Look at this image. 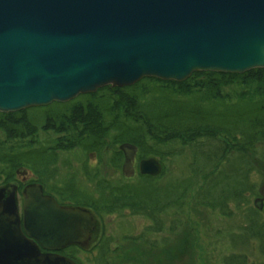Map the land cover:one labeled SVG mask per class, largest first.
Instances as JSON below:
<instances>
[{
    "label": "water",
    "instance_id": "1",
    "mask_svg": "<svg viewBox=\"0 0 264 264\" xmlns=\"http://www.w3.org/2000/svg\"><path fill=\"white\" fill-rule=\"evenodd\" d=\"M255 68H264V0H0L3 113L143 77ZM118 149L124 178L163 170L157 158L137 161L132 144ZM17 193L14 183L0 186V264H78L59 251L90 241L93 213L58 204L38 182L25 184L21 206Z\"/></svg>",
    "mask_w": 264,
    "mask_h": 264
},
{
    "label": "trees",
    "instance_id": "2",
    "mask_svg": "<svg viewBox=\"0 0 264 264\" xmlns=\"http://www.w3.org/2000/svg\"><path fill=\"white\" fill-rule=\"evenodd\" d=\"M237 78L240 87L246 89L238 99L247 102L250 108L256 109V112L246 121H232L226 116L217 118L212 111L215 108V103L226 101L228 97L223 93V84L226 85ZM143 81H159L162 85L161 89L170 87L172 93L176 95L192 96L194 99L208 101L213 105L210 104L211 107L205 110L196 108L189 101L183 100L174 107L172 112L169 110L155 112L147 106L148 101L142 99L150 90L146 86H142ZM98 91L105 93L99 96L92 93L82 95L80 97L88 99L84 102L71 101L65 108L58 110H53L52 105L65 103L55 101L44 107L32 106L19 112H0V132L5 137V144L0 143V186L14 183L17 184L20 192L23 190L25 184L17 181L16 170L19 168L29 170L30 166L13 152L17 149L34 147L37 143L35 134L38 129L52 130L59 136L56 138V142L45 148L46 156L40 160L38 165L30 167L33 171L31 173L36 176L35 179H31L27 183L38 182L43 186L46 195L52 196L53 193V197L60 203L87 207L96 216L124 211H128L131 215H142L152 222L146 231L161 232L163 225H161L160 214L168 210L171 211V209L181 210L186 197L197 184L198 178L202 179L204 174H209L211 179H209L208 186L209 183L215 181V178L220 179L215 177L214 171L219 169L218 165L225 160L228 154L233 151L244 153L253 150L258 144L264 145V69L255 68L243 74L199 71L193 72L187 80L177 83L143 77L132 86L121 88L108 86ZM106 115L110 117L109 120L106 119ZM202 139L215 140L218 145L213 150L218 151H202L203 161L201 163L193 161L189 167L191 168L189 177L175 187H171L170 190L158 191L153 183L154 179L164 173L163 165V170L157 177L143 176L137 173L140 180L137 184L127 182L112 184L104 180H95L97 196L80 191L71 178L61 183V186L48 187L50 182H55L58 175V151L60 150L66 151L80 147L87 153L93 152L100 158L107 150L108 144H113L116 147L129 143L138 148L137 160L157 155L159 156L157 159L162 163V155H180L182 150L170 149L169 152L162 153L156 149L155 145L179 142L191 146L196 145ZM11 141L17 143L25 141L26 144L23 146L20 143L16 146L12 144L7 147L6 143H11ZM109 159L118 167H122L124 162L123 153L118 148L113 149ZM207 164L212 165L210 166L211 170L206 167ZM251 169V166H246L243 171L238 173L241 184L237 189H223L218 197H215L210 191L206 193L204 190H200L195 197L196 203L228 216L231 214L228 209L229 201L236 202L239 207L240 203L245 201V195L254 191L253 184L243 182L247 181ZM96 175V173L91 175V179L94 180ZM45 187L50 188L51 193L46 192ZM258 214L259 211L255 209L246 215L248 224L236 241L244 244L254 239L258 243V250L263 254L264 218L260 221ZM173 228L175 229V226L172 223L170 229ZM94 234L95 232L93 236ZM137 239L144 245L154 246V242L148 243L142 235H139ZM110 241L105 238V240L94 244L91 251L96 250L98 253L94 262L108 263L107 256L112 253ZM79 251L80 248L72 245L59 252L76 263L82 264L77 257ZM174 258L178 259L175 256ZM125 263L139 264L133 260H125ZM223 263L253 264L248 261V256L244 253H230L223 259ZM140 264H148V262L142 261Z\"/></svg>",
    "mask_w": 264,
    "mask_h": 264
},
{
    "label": "rangeland",
    "instance_id": "3",
    "mask_svg": "<svg viewBox=\"0 0 264 264\" xmlns=\"http://www.w3.org/2000/svg\"><path fill=\"white\" fill-rule=\"evenodd\" d=\"M233 80V82H228L226 85L223 84V93L228 97L226 101L216 102L212 111H214V115L217 118L226 116L232 121H246L247 118L254 116L256 109L250 108L247 102L238 99L245 93L246 89L240 87L238 78ZM141 84L150 89L142 99L147 100L149 103H147V106L155 112L164 110L172 112L174 107L178 106L183 100L189 101L196 108H204L205 110L213 105L208 101L194 99L192 96L176 95L172 93L170 87L161 89L162 85L159 81H143ZM98 90L92 94H98L99 96L105 93ZM82 95L86 94H79L76 98L66 101L63 105H52V109L65 108L71 101H86L88 98L80 97ZM106 119L109 120L110 117L106 115ZM58 136L52 130L38 129L35 134L37 143L34 147L31 149H28V147L17 149L13 153L17 154L30 167L38 165L40 160L46 156L45 148L56 142ZM4 141V134L0 132V143H4ZM19 143L21 146L26 144L25 141L18 143L11 141V143H6V146L10 147L12 144L16 146ZM217 145L218 143L215 140L208 141L203 139L196 145L191 146L179 142L155 145L156 149L162 153L169 152L170 149L182 150V152L180 155L174 156L171 154L162 155L161 161L165 171L159 178L153 180L154 186L158 191H166L180 184L191 174V168L189 167L193 161H198L199 163L203 161L202 151L217 152L218 150H213ZM118 146L115 147L113 144H108L107 150L103 152L100 158L93 152L87 153L80 147L58 151V175L55 182H50L48 187L61 186V183L71 178L80 191L82 190L91 196H97L95 180H104L112 184L139 183L137 171L135 175L127 179L123 177L121 167L110 162L109 158L113 153V149L118 148ZM194 151L196 152L195 154ZM243 155L245 156L243 157ZM152 156L159 157L157 155ZM207 163L211 164L210 162ZM208 164L206 167L211 170L212 167L210 166L212 165ZM218 166L219 169L214 172L216 174L215 177L220 179L215 178V181L207 186L211 178L209 174H204L205 176L202 179L198 178L197 184L186 197L185 204L181 210L175 211L171 209V211L168 210L160 214L161 225H163L161 232L146 231L152 225V222L139 214L131 215L128 211H124L122 213H108L96 216L93 213L96 220L95 234L94 236L92 234L90 241L83 246V250L80 249L78 252L79 261L82 264H100L99 261L94 262L98 253L96 250L91 251V248L98 241L108 238L111 240L110 250H112V253L107 256V264H124L125 260H133L139 264L142 261H147L148 264H224L223 259L230 253H244L248 256L250 263L263 264L264 253H260L258 243L254 239L244 244L238 243L236 240L243 234L242 231L248 224L246 215L250 211L256 209L259 211V220L261 221L264 218V145L258 144L253 150H248L244 153L233 151ZM246 166H251L252 169L248 174L247 181L243 182L253 184L254 191L245 195V201H242L239 207H237L236 202L229 201L228 209L231 214L224 216L217 210L213 211L207 206L204 207L196 203L195 197L200 190H204L206 193L210 191L215 197H218L223 189H237L241 184L238 173L243 171ZM30 167H28L30 171L24 168L27 172L26 181L35 179L36 176L31 173L33 171ZM94 173L97 175L93 180L91 175L93 176ZM17 177V181L21 182L20 173H17ZM48 187H45V190L51 193V189ZM52 196H54L53 193ZM17 198L18 205L21 206L22 193H17ZM256 198H263L261 208L255 206L254 200ZM172 223L175 229L171 230ZM139 235H142L148 243L154 242V246L147 244L152 247L149 248L147 245L140 243L137 239ZM174 256L178 259H175Z\"/></svg>",
    "mask_w": 264,
    "mask_h": 264
},
{
    "label": "flooded vegetation",
    "instance_id": "4",
    "mask_svg": "<svg viewBox=\"0 0 264 264\" xmlns=\"http://www.w3.org/2000/svg\"><path fill=\"white\" fill-rule=\"evenodd\" d=\"M21 177H22L21 179L23 180V181L21 180V182L24 183V184H27V181H26V179H25L26 175H25V176L21 175ZM18 193H19V190H18ZM21 193H22V192H21ZM20 195H21V194H20ZM262 199H263V198H262ZM262 199H261V200H262ZM56 200H57V199H56ZM57 202H58V201H57ZM58 204H61V205H64V206H70V205L73 206V204L68 205V204H65V203L63 204V203H60V202H58ZM254 204H255V203H254ZM257 205H259V203H257ZM262 205H263V204H262ZM261 207H262V206H261ZM87 243H88V242H87ZM85 244H86V243H83V245H75V246H76L77 248L83 249V246H85Z\"/></svg>",
    "mask_w": 264,
    "mask_h": 264
}]
</instances>
